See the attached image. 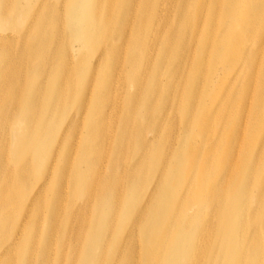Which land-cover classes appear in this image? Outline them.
I'll use <instances>...</instances> for the list:
<instances>
[{"label":"bare ground","instance_id":"6f19581e","mask_svg":"<svg viewBox=\"0 0 264 264\" xmlns=\"http://www.w3.org/2000/svg\"><path fill=\"white\" fill-rule=\"evenodd\" d=\"M22 1L19 7L16 1L13 7V2L11 23L7 20L9 13L12 15L7 11L9 3L0 0V32L8 31L0 36V264H16L17 257L18 264L23 257V264H31L37 226H32L29 215L37 211L36 198L40 199L46 189L52 195L45 207L48 232L43 236L47 248L42 255L45 253L46 262L51 261L46 252L51 247L49 226L55 222L51 215L54 217L56 210L69 206V210L75 207L76 211L61 219L66 234L60 247L65 249L56 264H264V122L261 126L258 120L264 117V0H216L214 9L209 5L215 0H198L197 6L196 0H153L149 14L144 0H125L115 20L102 14L107 42L100 46L103 35L99 34L98 11H105V1L102 7L99 0ZM112 2H108L107 11L114 6ZM57 7L61 10L57 11ZM208 13L217 15V31L208 33ZM78 14L79 28L74 19ZM136 22L139 27L150 22L148 29L155 33L152 41L145 35L140 51L129 38ZM164 23L169 26L166 28ZM119 27L126 31L122 33L116 29ZM165 28L167 34L173 33L172 40L180 37L183 41L178 46L177 40L173 51V60L180 63L179 71L160 89L155 84L161 65L155 46ZM257 31L258 37L250 36V32ZM70 34L82 44L88 42L97 55L91 68L84 60L87 45L81 47L84 51H76L67 42L63 45L65 35ZM113 38L122 40V45L118 47ZM123 46L130 55L131 71L123 68L112 80ZM11 59L15 62L11 63ZM150 62L155 73L147 80L144 77ZM208 63L214 73L219 66L220 73L215 80L209 78L204 94L207 97L191 120L177 122L175 136L167 138V142L162 140L155 164L147 173L128 179L136 170L127 166L117 182L114 167L125 161L123 147L131 139L127 135L130 121L126 116L121 124L124 131L119 126L116 135L117 128L112 131L108 125L112 109L133 117L132 103L138 97L144 108L134 111L135 115L141 116L145 109V113L152 110V116L162 112L149 128L156 136L146 138L149 145L157 143L164 120L170 119L171 112L173 118L177 117L181 97L195 103V98L201 96L204 82L200 84L192 75ZM103 67H107V74L97 80ZM201 79L205 81L206 77ZM23 80L24 84L31 81L24 90ZM225 80L233 84L228 85ZM102 83L107 87L104 92L99 89ZM150 83H154V92L146 97L144 88ZM223 86L228 91L222 94ZM89 87L86 99L73 95L78 89L83 92ZM239 88L242 95L233 98ZM159 96L167 98L163 101L168 106L166 111L151 107L156 99L152 97ZM121 99L123 105L108 108L101 119L94 117L99 103L115 104ZM217 99L220 104L214 105ZM219 107L223 109L217 117L221 123L214 128L208 120L196 119V112L200 115L207 111L206 117L211 118ZM84 116L88 117L85 123ZM146 116H141L143 121ZM138 124L135 130L145 134V127ZM196 126L198 137L191 141ZM74 128L85 134L80 135V131L75 138ZM105 133L111 142L106 152L107 143H97ZM134 143L137 151L130 160L137 157L141 163L146 158L147 143ZM41 156L49 157L51 166L41 178L34 179L31 167ZM99 160L109 164L100 168ZM27 177L41 182L39 196H32L33 186ZM68 177L73 178V191L62 203L59 196ZM111 179L116 180L117 186L98 194L99 185L107 186ZM145 187L148 189L143 192ZM28 195L32 203L27 206L24 198ZM26 208L23 223L19 222L17 211ZM100 209H107L109 218L103 221H109L116 232L111 234L103 225L98 228ZM69 221L71 225L75 222L71 229ZM25 230L32 237L29 244L23 235Z\"/></svg>","mask_w":264,"mask_h":264},{"label":"rangeland","instance_id":"374dc122","mask_svg":"<svg viewBox=\"0 0 264 264\" xmlns=\"http://www.w3.org/2000/svg\"><path fill=\"white\" fill-rule=\"evenodd\" d=\"M8 3H9V8L7 9L8 13L9 11L12 13V15H10L9 13V16L7 17V20L8 22H11L12 23V17H13V9H12V4H13V7H15V1H16V7H19L21 5H23L24 1L22 0H6ZM102 1H105V11L104 12H100L98 11V15L100 16V32L99 34L103 35L102 36V40L99 44L100 45H105L107 40H105V36L104 34L107 32L105 29H104V25H103V20H105L103 17H102V14L105 13L106 15H110L111 17V20H115V14L117 13L118 11V8H121L124 3H125V0H113L112 4L114 3V6L112 7V9H110L109 11H107L106 9V6L108 4V2L110 0H99V6L102 7ZM196 6L198 4V0H196ZM152 3H153V0H144L143 4L144 6L146 7V11H147V14L150 13V9L152 7ZM64 9V5H61ZM178 6H181V2L178 4ZM209 7H213L216 8V0L214 2V4L212 6L209 5ZM208 7V9H209ZM193 9V8H192ZM61 9H59L57 7V11H59ZM177 11H178V7H177ZM90 17V19H89ZM88 17L89 19V22L91 21L92 19V16L90 14V16ZM74 19H75V25L76 27L79 28L80 26V21H81V16L78 14L76 16H74ZM218 17L217 15H214V16H211L210 13H208V15L206 16L205 18V21L207 22H210V25L208 27V33L209 32H212L213 30L217 31V22H218ZM176 22L175 21L172 25L173 27L176 26ZM148 23V22H147ZM190 23V22H189ZM160 24L162 23H159V26ZM36 25V24H34ZM150 25V22L148 23V25L146 27H139L138 23L136 22L134 24V27H133V34L130 38V42L132 41V45L135 46L136 50L137 51H140L141 47H142V42L145 41V35H147L148 39H154V36H155V33H154V30L150 31L148 29V26ZM166 28L169 26V24L167 23H164L163 24ZM29 26H30V22H29ZM111 27L110 26V29L108 28V31L111 30ZM131 27V26H130ZM164 29L163 32L159 35V39L156 40V50L158 49L159 51V64L160 65V68L158 69V72H157V78H156V82L155 84L158 85V87L161 89L162 87H164L163 84L167 83V80L169 79V77H172V76H175L176 75V71H179V65L180 63L178 62H175L173 60V51L176 47V41L178 40V46H180V43L182 40H180V37H177V40L176 38L174 40H172V35L173 33L172 32H169V34L166 33L167 29ZM220 28V27H219ZM218 28V30H219ZM116 29H119L122 33L125 32L126 28L125 27H119V28H116ZM204 32H207L206 30H204ZM203 32V33H204ZM7 32H3L1 31L0 32V36H4L6 35ZM65 39L63 41V45L67 42L70 46L73 45L74 49L76 51H79L81 49V47H83L84 45H87L88 47L84 48L86 51H88L86 57H85V61H87L88 63V66L91 68L92 64L94 62L97 61V55L94 53H92V47L87 43H83V41H79L78 38H75L73 34H70V36L68 35H65ZM250 36L252 37H258L259 36V32H250ZM70 37V38H69ZM259 39V38H258ZM113 40L116 42L115 44L119 47L122 45V40L121 42L119 40H115L113 38ZM79 41V42H78ZM17 44H19L20 42L19 41H16ZM62 45V46H63ZM60 46V45H59ZM154 46V44L152 45ZM105 48H108V47H105ZM102 49V48H101ZM129 49H130V46H129ZM133 49V47H132ZM83 50V48L81 49ZM75 51V52H76ZM84 51V50H83ZM74 52V53H75ZM190 53V50L188 49L187 51V54ZM235 53V48L233 47L232 48V54L234 55ZM18 55V54H16ZM139 55V53L136 55V57ZM130 55L127 53V51L124 50V46L121 48V53L118 55L117 57V60H118V69L116 71V74L113 76L112 80L113 79H117L118 78V72L120 73L122 71L123 68L127 69V71H131V66L128 64V57ZM106 59L105 61L108 62V59L107 58H104ZM200 59V56L197 55L195 57V60L198 61ZM77 60V59H76ZM136 61V59L134 60ZM15 61H13V59H11V63H14ZM152 67V63L150 62L149 63V69L147 70L146 72V75L144 78H147L148 79H151L153 78V74L155 73V71L153 72V67ZM198 68V67H197ZM200 70L197 71V74L195 75H192V76H195L197 78V80H199V83L201 84L202 82H204L203 84V87H202V93H201V96L198 98V96L195 98V103H191V101L189 99H186L185 97H181V104L178 106L179 109L177 108V117L176 118H173V113L171 112V117L170 119H166L164 120V123H162V130H161V133H160V128H158L159 130V139L157 141V143H154V144H151L149 145L147 142H146V138L149 139V138H154V135L156 136V134L154 132H152V130H149V128L151 126H154V124H156V119H155V116H158L159 113H162V112H159L157 114H155L154 116H152V110H150L151 112H146V109L144 110V113L141 114L142 115H146V120L143 121V119L141 118V116L139 115H135V112L138 113L140 108L143 107L144 108V105L143 103L139 104V98L137 97L135 99V103H132V105H134L131 109V111L133 112V117H131L132 115L131 114H126L125 112H121V113H114L113 112V109L111 111V114H110V117H109V123L108 125H110V128L113 130H115L116 128V135L119 134V126L121 127V124L124 123V118L126 116H128V120L130 121V126H129V131H127V135L130 136V142L127 144V146L123 147V151H124V159L125 161L123 162V160L121 161V164H118V166L114 167V170L116 172V175H117V182H120V177L122 175V173L124 172V170L127 168V166H132V168H135L136 170V173H133L131 175H129V178L128 179H131V177L134 179L136 176H139L142 172L143 174L147 173L148 172V169L153 165L155 164V157L156 155L159 153V150L157 149L158 147L161 148V143H162V140H164L165 142L167 138H169L170 140L172 139L174 135V132L176 133V130L177 129V122H181L182 121H188V120H191L192 116L194 115L195 111H197V107L198 106H201L203 100L205 97H207L205 94V90H206V86H207V82L209 81V78L213 80H215V75L217 77V75L219 76V73L218 70H220L221 68L218 66L217 67V70L216 72L214 73V68L211 67V65L208 64H205L204 66H200L199 67ZM231 68L228 70V72H230ZM107 67H103L101 70H100V73H99V76H97V80H100L102 79L106 74H107ZM185 73H186V70H185ZM214 73V74H213ZM28 75V74H27ZM186 77V76H185ZM191 77V74L188 75V77H186V79ZM203 77H206L205 81H203ZM107 80V78H105V80L103 81V83ZM226 84H233V82H229L227 80H225ZM29 83H31V81H26V83L24 84V80L22 81L21 83V87H22V90L26 89L29 85ZM100 84V87L99 89L101 91H106L107 90V87L105 85ZM151 85L149 86H146L144 88V92H145V96L146 97H149L152 95V93L154 92V83H150ZM237 84V83H236ZM223 90H221L222 94L223 93H226L228 90H227V86H223ZM95 89V87H94ZM97 89V88H96ZM95 89V91H96ZM90 87L89 88H86V90H84L83 92H80L79 89H78V92H75L73 95H76V97H78L79 95L80 96V99H86L89 94H90ZM243 91L241 88H239L234 94H233V98H236V97H240L242 94ZM164 96H168V94H164ZM152 98H156V99H152ZM151 99L153 100V103L151 105V107H155V108H158L159 110H167L168 109V106L163 103V101H165V99L167 98H162L161 96H159V99L157 97H152ZM162 98V99H161ZM79 99V100H80ZM124 99H121V100H116V102H113V101H110V102H113L115 104H106L104 102H101L97 105L96 107V115H94V117L96 119H101L103 117L102 114H104V112L108 109V108H114V107H119L121 105L124 104ZM207 103H209V101L207 100ZM189 104V105H188ZM220 104V99H217L215 104L214 105H219ZM187 106V108H185L184 106ZM264 108V107H263ZM185 109H188L189 112L188 113H184V110ZM212 109V108H211ZM210 109V110H211ZM135 111V112H134ZM149 111V110H148ZM223 109L222 108H217L216 110H214L213 112V117L209 118V117H206V112L205 111L204 113H201L200 115L199 112H196V119L197 120H208V122L211 124V126L214 128L215 126H217L219 123H221L217 117L218 116H221V113H222ZM231 111H233V108H231ZM131 115V116H130ZM224 116H225V119L227 118L228 121H229V116L226 112H224ZM88 117H89V114H88ZM87 116H84V118H82V121L85 123L87 121ZM258 120L261 122V126H262V123L264 122V117L262 118H258ZM230 121H231V118H230ZM161 122V121H160ZM235 122V121H233ZM136 123H139L138 125L139 126H142V127H145V134H139V132H137L135 130V127H136ZM133 127H132V125ZM149 126V127H148ZM159 127V126H158ZM199 127V126H198ZM197 126L194 128V133L191 137V141L194 139V138H197L198 136V133H199V128ZM62 128V126H60V128H58L59 130ZM147 128V129H146ZM75 129V128H74ZM121 130L124 131V127L122 128L121 127ZM120 130V131H121ZM74 131H76V137L77 138L78 136L80 135H84L85 134V131H81V129H75ZM73 131V132H74ZM81 131V134L79 135ZM150 131V133H149ZM205 131L208 132V128L206 129L205 128ZM109 133V132H107ZM107 133L104 134V136L102 135V137H100L98 140H97V143L100 142V143H107V145L105 146V152L107 151V149L109 148V144L111 142H108V136L106 135ZM190 133V132H189ZM112 134V133H111ZM113 134H115L113 132ZM209 135H210V132H209ZM47 136V134L45 135ZM144 137V139H143ZM183 137V136H182ZM200 137V136H199ZM8 138H9V135H8ZM135 142H139V141H143L145 143H147V153H146V158L145 160H143L141 163H139L138 161V158L135 157V160L133 159L132 161L130 160L131 157H133V154L136 153L137 151V147H136V143ZM17 142V141H16ZM132 142V143H131ZM191 144V142H190ZM203 145L200 146V148H202ZM197 147L199 149V145L197 144ZM12 150H10V152L8 153L9 154V157L11 158L12 157ZM105 152H103V154L105 155ZM145 152V151H143ZM100 153V152H99ZM50 156V155H49ZM111 157V156H109ZM51 162V160L49 159V157H47V159H45L43 156H41L39 162L35 165H32L31 167V174L35 175L34 179L37 178H41L42 176V173H46L48 167H50L51 165H49V163ZM139 163V164H137ZM106 164H109L108 162L106 161H103V160H99V167L100 168H104V166ZM201 167V165L199 166V168ZM16 168H17V165H16ZM133 175V176H132ZM55 177V175H54ZM52 176V178H54ZM29 180H30V185L33 186L32 190V196L36 197V196H39L40 194V189H39V183L41 182H38L37 180H34V179H30V177H27ZM3 181V180H1ZM72 182H73V178L72 177H68L67 179H65V183L63 184V187H62V190H61V194L59 196V200L62 201L63 203V200H64V197H71L72 195V191H73V188L71 187L72 186ZM117 182L116 180L114 179H111L109 180V184L106 185H99L98 187V194H102L107 188H114L117 186ZM135 189V187L133 188V190ZM148 189L147 187L144 188L143 192ZM31 196H27L26 198H24L25 200V203L27 204V206L29 204L32 203L31 201ZM52 198V195H50L48 192H47V189L44 193V195L39 199V198H36L37 201L35 202V205H36V208H37V211H35L34 213H31L29 215V218H30V222L32 223V226L35 228L37 226V232H39V237L37 235V232H36V239L34 240V242L36 243L35 245V248H34V251H32V261H31V264H56V262L58 261V256H62V250L65 249V246H62L60 247V244L61 242L63 241L64 239V236L66 234V227H64V225L62 224V220L64 216H66L68 213H70L71 215H74L75 214V211H76V208H72L69 210V206L66 207V201H64V205H65V209H62V211L59 209V210H56V213L54 215V217L51 215V219L55 218V222L52 223L51 226H49V228L52 229V232L50 234V238L49 240H51V243L49 246H51L50 248H48L46 251L47 253H49V256L51 258V261L50 262H46V260H44L43 256L44 254L42 255V251L45 250L47 247L45 245H43V236L47 234L48 232V226H47V217H48V213H47V210H46V206L47 204H50L49 201L51 200ZM40 205H41V208H40ZM28 211V208L26 209H23L22 211H17V218L19 220V222L23 220L24 218V215H26V212ZM118 211V210H117ZM95 215L96 213L94 214L92 220L95 218ZM56 216V217H55ZM87 215L84 216V218H86ZM97 217H99L100 221L98 222V228L101 227V225H103V227L106 229H109L110 233L112 234V232H116L117 230H115L114 228L110 227L109 226V221L104 223V219L105 221L108 220L109 218V215H107V209H100L97 213ZM16 218V219H17ZM73 221V219H72ZM82 221V220H81ZM23 223V222H22ZM36 224V225H35ZM77 224V223H76ZM69 229H71V226H75V222L73 223V225H71L70 221H69ZM21 229H22V225H21ZM1 233V232H0ZM23 235H25L27 237V240H26V244H29L30 242V239L32 237H30L26 230L25 232L23 233ZM87 237H88V233L87 235H85L83 237V242L85 244V241L87 240ZM67 241V240H66ZM109 240H106L105 243H108ZM102 247V246H101ZM97 252H99V249H97ZM23 261H24V257L21 258L20 260V263L19 264H23ZM106 261V260H105ZM104 263V261L102 262V264ZM16 264H18V257L16 259ZM61 264H79V262L77 261H74V262H69V261H62Z\"/></svg>","mask_w":264,"mask_h":264}]
</instances>
